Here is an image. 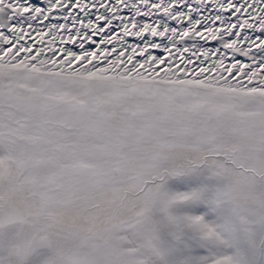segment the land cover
Wrapping results in <instances>:
<instances>
[{
  "label": "snow or ice",
  "instance_id": "1",
  "mask_svg": "<svg viewBox=\"0 0 264 264\" xmlns=\"http://www.w3.org/2000/svg\"><path fill=\"white\" fill-rule=\"evenodd\" d=\"M0 264H264V0H0Z\"/></svg>",
  "mask_w": 264,
  "mask_h": 264
}]
</instances>
